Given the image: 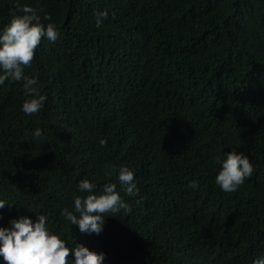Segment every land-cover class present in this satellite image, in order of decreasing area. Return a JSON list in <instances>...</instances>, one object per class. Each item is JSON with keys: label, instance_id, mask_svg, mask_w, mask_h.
I'll list each match as a JSON object with an SVG mask.
<instances>
[{"label": "trees", "instance_id": "obj_1", "mask_svg": "<svg viewBox=\"0 0 264 264\" xmlns=\"http://www.w3.org/2000/svg\"><path fill=\"white\" fill-rule=\"evenodd\" d=\"M24 4L59 36L24 69L47 97L38 113H23L22 81L0 86V226L46 214L105 264H251L264 252V0H0V28ZM233 147L254 170L224 192L215 157ZM82 178L115 182L132 211L80 232L60 210Z\"/></svg>", "mask_w": 264, "mask_h": 264}, {"label": "clouds", "instance_id": "obj_2", "mask_svg": "<svg viewBox=\"0 0 264 264\" xmlns=\"http://www.w3.org/2000/svg\"><path fill=\"white\" fill-rule=\"evenodd\" d=\"M18 8L19 12H13L8 22L0 28V86L6 80L22 81L26 98L21 109L25 115H31L44 107L47 97L36 87L38 74L26 75L24 69L30 66L41 39L55 42L59 30L49 14L45 13L42 18L29 4ZM107 17L106 10L95 11L96 27L99 28ZM32 135L41 136L42 129L35 128ZM99 144H106V139L100 138ZM215 162L219 165L215 184L224 192L235 191L253 174L254 167L249 156L243 151H237L235 147L217 155ZM116 180L127 195L132 196L138 192L134 171L128 166H119ZM77 187L84 195H75L71 209L62 208L60 215L71 225L77 226L82 233L99 235L105 223L104 214L107 212L132 211L130 204L117 190L115 182L104 183L98 189L94 181L82 178ZM188 187L196 190L199 187L198 180H191ZM6 204L8 205L5 199H0V208ZM47 221L46 214H37L35 220L27 215H19L10 219L8 226H0L2 261L6 264H105L103 251L90 250L81 243H74L69 247L58 233L51 230ZM70 253L72 257H69ZM181 264L189 262L185 260ZM251 264H264V252L254 256Z\"/></svg>", "mask_w": 264, "mask_h": 264}]
</instances>
